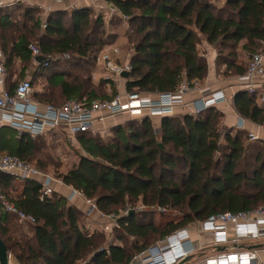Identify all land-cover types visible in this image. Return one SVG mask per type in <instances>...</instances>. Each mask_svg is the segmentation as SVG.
<instances>
[{
    "label": "trees",
    "instance_id": "obj_1",
    "mask_svg": "<svg viewBox=\"0 0 264 264\" xmlns=\"http://www.w3.org/2000/svg\"><path fill=\"white\" fill-rule=\"evenodd\" d=\"M106 1L127 18L125 37L132 46L127 91L160 94L174 91L183 78L204 80L207 63L198 51L202 40L217 50L218 60L240 75L245 67L235 64L239 43L245 41L242 48L250 55L264 41V0H225L219 9L211 0ZM15 4L0 7V46L6 68L18 59L24 71L32 60L29 38L35 37L42 57L64 55L68 68L88 74L67 79V73L50 60L47 67L40 66L35 72L46 79L43 91L32 94L35 100L60 106L69 99H110L115 94L113 89L98 97L86 88L91 65L107 44L102 15L93 19L89 8L53 11L39 33V8L26 5L19 13L23 21L17 29L11 19ZM259 97L258 92L246 91L233 97L237 113L255 124L264 122V102H259ZM221 117L215 107L195 116H163L158 130L151 118H134L112 127L107 142L91 131L76 134L82 153L77 163L56 177L94 200L100 211L118 213L140 200L144 206L182 212L180 220L161 227L151 219L144 220V211L121 217V233L116 236L121 245L105 243L107 237L100 231L86 232L80 224L85 218L83 211L68 205L64 197L54 193L41 199L39 185L33 181H25L17 193L16 177L0 173L1 191L35 217L33 224H20L0 209V238L8 253L19 264H129L152 246L146 243L152 236L158 237L157 243L216 213L249 211L264 204V151L253 144L245 146L242 137L247 138V131L222 127ZM40 138L31 139L26 133L18 135L1 126L0 154L30 162ZM247 157L253 164L250 171L241 167ZM34 165L47 171L40 163ZM247 185L255 192L243 193L241 189Z\"/></svg>",
    "mask_w": 264,
    "mask_h": 264
},
{
    "label": "built area",
    "instance_id": "obj_2",
    "mask_svg": "<svg viewBox=\"0 0 264 264\" xmlns=\"http://www.w3.org/2000/svg\"><path fill=\"white\" fill-rule=\"evenodd\" d=\"M52 4H63L71 0H50ZM68 9L75 10L77 2ZM18 0H0V7L13 5ZM41 7L40 26H46V17L53 12L50 7ZM67 9V10H68ZM97 9L106 16H121L117 8L110 2ZM32 62L36 67H47L51 58L44 57L41 63L35 59L41 56L40 49L35 44H29ZM132 52L123 55L118 46H112L109 50H100L96 55V62L102 67L104 76L116 85L127 79L122 73L131 71ZM264 76V41L261 42L257 51L247 57L244 73L236 78L235 87L239 91L249 94L261 89V102H264V85L259 79ZM95 78V75H92ZM6 61L0 46V127L8 126L14 129L18 135L28 134L31 139L42 137L47 133H66L68 141L76 145V134L91 131L100 135L106 134L97 125H103L107 118L120 115L130 117L160 118L170 116L178 108L182 113L195 116L209 107L229 99L224 91H210L201 87L199 81H188L183 78L174 91L160 94H142L136 90L120 92L119 89L110 99H80L66 100L60 106L42 104L35 100L33 94V83L30 78H22L14 81L11 90L5 87ZM197 91L199 95L192 101H186L185 95ZM261 94V93H260ZM231 97H234L232 94ZM230 97V98H231ZM241 123L237 126L242 130L245 118L239 115ZM254 131H247V140L256 142L264 140V122L255 124ZM0 173L10 174L24 181H33L39 185L41 199L51 197L56 193L58 186H66L61 178L56 177L48 171H43L31 162L22 160L9 154H0ZM70 195L68 201L80 198L83 202V213L86 220L85 230L100 231L104 233L109 243L121 245L116 236L121 233L119 219L132 212H140L146 208L139 200L135 205L127 204L118 213L105 214L100 211L94 200L86 198L80 191L69 186ZM156 207V206H155ZM152 209L154 206L151 207ZM158 211L165 209L156 207ZM0 209L10 216L15 217L20 223L33 224L35 217L25 213L12 203L0 189ZM199 230L209 232L212 243L222 245L229 240L239 241L242 239L257 240L264 236V209L256 208L249 211L221 212L209 216L201 221ZM120 232V233H119ZM195 247L191 245L189 231L186 228L177 230L171 235L165 236L157 243L147 248L146 251L136 256L129 264H179L184 258L194 254ZM15 259L8 253V264ZM202 264H264V248L260 250H227L221 251L205 258Z\"/></svg>",
    "mask_w": 264,
    "mask_h": 264
},
{
    "label": "rangeland",
    "instance_id": "obj_3",
    "mask_svg": "<svg viewBox=\"0 0 264 264\" xmlns=\"http://www.w3.org/2000/svg\"><path fill=\"white\" fill-rule=\"evenodd\" d=\"M211 2L213 3L216 9H219L224 6L225 1L211 0ZM17 3H20V6H15ZM16 4L12 8L13 10L11 13V19L14 22V25L18 29V27H20L21 22L23 21V18L21 15H19V13H22L24 7L27 4L26 2L23 3L16 2ZM7 9L8 8H5L4 10L6 11ZM97 15H102V17H104L103 25H104L107 44L102 48V50H109L112 46H118L122 49L123 55H125L127 52H132V46L125 37V33L127 30V19L119 18L117 16H113L109 18L108 16H103V12L99 11V9H95V11L93 10L91 13V17H93L94 19ZM38 32L41 33L42 28H39ZM29 40H30L29 43L31 44H35V45L38 44L37 39L35 37H30ZM50 58H51V62L54 63V65L57 66L59 70H64L67 73V75L69 76V77L67 76V79L68 78L71 79L72 76L74 75H78L79 77L82 78H86L88 76V74H84L83 71L80 70V68H73V67L68 68L64 63L65 61L64 55L53 54L50 56ZM91 66L92 68L89 74L91 80L86 84L87 90L93 89L98 97L102 95L111 94L113 92V89L117 91L118 86L111 80H107L105 78L102 67L99 66L96 62V57ZM93 74L95 75L94 79L92 78ZM57 80H59L58 77H56V81ZM44 88L45 86L43 87V89ZM119 91L123 92V90L120 89ZM261 96H262V92L258 99L259 102H261L260 101ZM131 119L134 118H126L125 120H123L121 125L127 124ZM151 119H153L152 121L157 130L158 127L157 119L154 118ZM99 129H102V131H105L106 133L104 135L98 134L101 136L102 142H107L112 138L111 128L99 127ZM95 134L97 133L95 132ZM242 141L245 146L249 144H253L255 145V147H259L262 151H264V143L257 144V143L249 142L246 138V135L242 137ZM38 146L39 149L36 151L34 158L30 162L32 164H36V162L42 164L49 173H52L55 176L67 172L75 163H77L78 155L82 153V150L80 149L78 143H76V145H73L70 141H68L66 137V133L64 131H61V133L59 134L49 133L48 136H43L42 138L39 139ZM252 165H253L252 160L248 157L244 158L241 162V167L245 171H250L251 169L250 166ZM24 183L25 181L23 179L17 178L14 181V188H15L14 191L18 192L19 189H22ZM241 191L246 194H252L255 192V190H253L251 185H247L243 187ZM129 205H135V204L131 203ZM151 207L152 206H146V208L140 212L143 211L146 212L145 213L146 217L144 220L151 219L152 222L159 227L163 226L165 223L169 221H174V222L178 221L182 217V212L177 209H165L164 211H158L155 206L153 209ZM256 208L264 209V204H261ZM14 223L19 224L16 219H14ZM200 223L201 221H195L182 228L188 229L189 235L194 230L199 232V234H202L204 232L199 230ZM80 224L83 226V220H81ZM24 228L27 229L26 226H24ZM157 240H158L157 236H152L146 243H148L149 245H154V243ZM104 242L107 243L109 241L107 240V238H105ZM140 243L142 244L143 241H140ZM262 248H264V236L257 240H253V239H242L239 241L229 240L228 243L222 245H216L212 243V239L209 238L204 242V244L199 245L197 248H195L196 250L194 251V253L196 254L206 250L205 255L207 256L205 258H209L221 251L237 250V249L238 250L252 249L258 251Z\"/></svg>",
    "mask_w": 264,
    "mask_h": 264
},
{
    "label": "crops",
    "instance_id": "obj_4",
    "mask_svg": "<svg viewBox=\"0 0 264 264\" xmlns=\"http://www.w3.org/2000/svg\"><path fill=\"white\" fill-rule=\"evenodd\" d=\"M225 1V0H221ZM18 2H26L27 6H34L38 7L41 13V7H50L53 9V11H63L67 10L68 6L71 4H74V1H68L63 4H52L50 0H18ZM106 0H82L77 2V7L79 9L82 8H89L91 11H95L99 6H104L106 4ZM103 16H106L103 13ZM119 18H121L118 15H115ZM104 17H102L103 19ZM111 18V17H110ZM245 43V41H241L236 49L237 51V58L235 60V64L237 65H242L243 67L246 66V61L248 54L243 50L242 45ZM198 51L199 55L206 61L207 63V75L200 82L201 87L208 88L210 91H215V90H222L224 93L229 96V99H227L225 102L218 103L217 105L213 106L215 107L221 114V124L224 128L226 129H232L233 131L238 130L237 126L241 123L239 119V114L237 113L234 104H233V97L231 95H235L237 92H239V89L235 87L236 84V78L239 74L235 73L234 69H228L226 63L223 61L218 60V55H217V50L209 45L206 41L202 40L201 43L198 45ZM22 64L20 60H15L12 67L7 66V74H6V79H5V87L10 88L12 86V89L14 88V81L19 80L17 78V75L21 73V78H30L31 80H34L32 83H34L33 86V93H40L43 91V87L46 84V79L44 77H37L35 75V72L38 70V67H36L32 60L26 65V68L24 71H21ZM20 78V79H21ZM261 82V85H264V76L259 79ZM125 82L122 81L121 83L117 84V89L120 90H126L125 89ZM260 88L257 89V92L260 95ZM199 95L197 94V91H192L190 93H187L185 95V100L186 101H192L196 99ZM231 97V98H230ZM182 113L178 108L174 111V113L170 116H178L182 115ZM126 118H138V117H130L128 115H120L112 118H107L104 122L103 125H97L96 127H107V128H112L117 125H121L123 120ZM157 119L158 121V127L157 130L159 129V121L160 118H154ZM153 120V119H152ZM243 128L242 130L245 131H254L255 130V123L245 120V122L242 123ZM49 133H47L44 136H48ZM43 137V136H42ZM23 189V188H22ZM22 189H19V192H21ZM59 196L64 197L68 205H72L76 207L77 209L83 211V202L80 198H76L72 201H68L67 197L70 195V189L69 186H58L56 188V193ZM21 224V223H20ZM85 225H86V220H83V228L85 230ZM88 233L93 232V230L88 231L85 230ZM209 238L212 239V236L209 232H204L202 234H199L197 231H192L190 234V241L191 245L195 248H197L199 245L204 244L206 240ZM206 250L199 252V253H194L191 254L190 256L187 257V260L185 261L184 264H202L205 257ZM12 264H19L16 259H13Z\"/></svg>",
    "mask_w": 264,
    "mask_h": 264
},
{
    "label": "water",
    "instance_id": "obj_5",
    "mask_svg": "<svg viewBox=\"0 0 264 264\" xmlns=\"http://www.w3.org/2000/svg\"><path fill=\"white\" fill-rule=\"evenodd\" d=\"M38 63H41L44 60V57L39 56L35 59ZM121 76L125 79L128 78L129 73L124 72ZM161 148V145H159ZM187 258H184L179 264H184ZM0 264H8V250L4 242L0 238Z\"/></svg>",
    "mask_w": 264,
    "mask_h": 264
}]
</instances>
